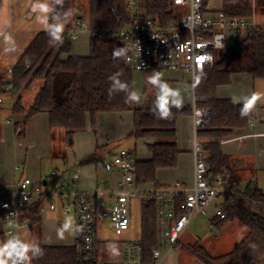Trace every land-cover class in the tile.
<instances>
[{"label":"trees","instance_id":"1","mask_svg":"<svg viewBox=\"0 0 264 264\" xmlns=\"http://www.w3.org/2000/svg\"><path fill=\"white\" fill-rule=\"evenodd\" d=\"M127 0H64L63 7L56 5L50 13L66 21L65 28L71 26L78 13L75 5H88L83 20L93 30H107L122 27L126 23ZM147 13L154 18L168 22L172 19L168 0H146ZM82 7L77 8L80 11ZM254 7L264 9V0H226L223 11L229 17L252 19ZM69 12V16H65ZM63 35V44L51 40L46 31L36 35L12 67L10 78L0 77V97L11 95L15 98L14 114H25V124L40 114L48 116L51 128L63 129L73 134L86 128L90 118L96 126L101 114L133 113L134 129L129 134L136 139L151 140L146 148L151 157L138 161L139 180L146 184L160 185V170L174 169L178 166L179 150L175 138L180 118L192 116V107L169 106L167 118L159 116L155 108L154 97L147 94L138 101L128 100L127 92H133V75L126 67L124 54L114 56V51L122 49L118 39L97 37L90 39L88 56L71 54L72 42L68 35ZM150 73H160L151 71ZM249 73L255 80H264V32L252 33L241 41L239 47L218 56L215 65L200 73L195 80V96L199 108L208 110L211 123L201 127L197 135L204 141L207 164L213 176H228L229 182H237L231 161L218 139L228 138L235 130L247 129L252 121L251 112L241 116V104L232 100L220 99L217 90L220 86L230 85L233 74ZM117 76L128 88L125 91L109 90L113 86L110 77ZM42 81L33 105L25 109L22 105L21 92L29 89L33 82ZM1 100V99H0ZM1 103V102H0ZM18 128V124H17ZM22 134V132L20 131ZM95 156L84 162L96 163ZM249 197L259 202L253 204L239 197L226 198L223 204L225 219L211 220L217 229L238 221L248 229V235L228 254L213 256L200 243L185 247L201 264H259L264 259V192L257 185L248 193ZM30 221L35 228L42 225V214L38 207L29 210ZM142 245L148 261H152V252L158 245L156 228V205L144 206L142 216ZM43 256L33 257V264H88L78 259L74 245H45ZM90 264V263H89Z\"/></svg>","mask_w":264,"mask_h":264},{"label":"built area","instance_id":"2","mask_svg":"<svg viewBox=\"0 0 264 264\" xmlns=\"http://www.w3.org/2000/svg\"><path fill=\"white\" fill-rule=\"evenodd\" d=\"M213 1L168 0L172 19L166 22L147 13L146 0H127L126 23L122 27L98 31L77 18L63 33L71 41L77 40L84 31L90 38L118 39L126 67L132 73L184 71L191 75L194 84L200 73L215 65L218 52L226 50V31L231 30L236 35L245 33L246 37L264 32V26L253 18L229 17L223 8L214 10ZM9 75L10 78L12 68ZM199 100L196 98L192 107L194 169L191 185L157 186L141 182L137 173L139 158L129 149L116 150L111 159L99 162L106 182L93 189L78 188L80 175L77 172L67 177L53 171L38 181L20 177L11 186L0 184V238L4 244L8 240L18 246L25 244L23 231L33 233V229H29L30 208L38 207L42 215L54 212L58 208L54 199L60 198L64 218L72 219V230L65 233L73 236L80 262L159 264L166 254L178 249L182 235L196 218L210 216V228L216 231L211 220L225 219L226 198L239 197L259 204L248 195L256 185L255 180L248 181L243 188L239 182H229L228 176L210 173L207 153L198 141L197 132L210 125L211 115L197 106ZM254 126L255 123H251V127ZM67 198L70 204H66ZM149 203L156 205L158 231V245L152 252L151 262L142 245V230L134 226L136 205L142 209ZM62 225L63 222L60 227ZM104 234L113 235L115 240L103 239ZM127 234L131 237L127 238ZM105 245H114L119 255H112L109 247L103 248ZM7 264H12V260ZM16 264H33V259L30 262L18 260Z\"/></svg>","mask_w":264,"mask_h":264},{"label":"crops","instance_id":"3","mask_svg":"<svg viewBox=\"0 0 264 264\" xmlns=\"http://www.w3.org/2000/svg\"><path fill=\"white\" fill-rule=\"evenodd\" d=\"M225 1L226 0H214L212 3V8L214 10L223 8ZM34 2L35 0H0V33H3L0 34V77H3L5 79L9 78V71L15 65L16 61L32 41V39L39 33L45 31L43 28L44 25L36 21L37 14L32 11V5ZM41 2H43V0H41ZM49 2L50 4H52L54 3V0H49ZM56 5L57 4H55L54 7ZM81 11H78L79 14L75 19L80 18L83 20V17L85 16V10L81 9ZM50 13L48 23H50ZM26 14L27 16H25ZM253 19L258 25L264 26V21H258V18L255 14L253 16ZM5 35L10 37L9 41H5ZM82 35H87V38H89V33L84 31L80 34L77 40L73 41L77 42V44L75 43L76 45H74V43L72 42L73 47L71 54L74 56H88L90 53L89 43V53L81 54L84 50V45L80 41ZM6 48L13 50L6 52ZM153 74L154 73L150 72L132 73L133 90L134 92H138V94L140 95L139 99H143L144 96L150 94L156 101L157 95L162 94L159 92L158 88L148 83V77L152 76ZM159 74L161 76V79L167 82L170 88L179 90L181 106L193 107L194 101L196 99L195 87L189 73L184 71H160ZM33 84L31 85V87L33 86ZM31 87L29 89L23 90L20 94L22 105L25 109H29L33 105L42 85L39 87L34 96H32V94L29 95ZM253 92L264 94V80H255L249 73H237L233 74L230 85L220 86L218 88L217 96L220 99H228L232 100L235 104L244 105L245 98L247 96H250ZM8 97H10L11 100L8 99ZM0 99V110H2L1 107L7 106V109L11 111L14 117L18 116L25 119V114L13 113L15 98H13L11 95H5L0 97ZM24 100L30 101L28 104L30 106L24 105ZM169 106L174 105L170 103ZM123 114L124 113L115 115ZM102 115L105 114L99 115L98 118H101ZM251 117V123H255L254 128L251 127L250 123V126L247 129L235 130L232 136L224 139H218L216 140V142H219L221 144L223 152L229 156L236 181L244 184L248 181L255 180L256 185L264 192V95H262L261 99L257 101L254 109L251 112ZM17 132V123L13 126L11 121L7 119L6 122L3 123V125L0 124L1 185L11 186L15 182V180L20 177L28 176V178L36 181L44 178L42 172H29L25 167H22L21 171L15 170L17 166L12 168L10 163L16 156L15 146L18 136ZM140 139H146L144 141L145 146L146 144L151 142V140L147 138ZM134 140L136 141L138 139L134 138ZM174 140L177 143L179 150L181 151V154L179 155L178 166L174 169L160 170L158 174L159 183L160 185H191L193 182L194 169V126L192 116L182 117L179 119L177 124V136ZM198 141L201 144L204 143V141L199 137ZM116 150H112L111 153H114ZM131 150L135 151L138 156V151L136 149ZM150 157L151 155L148 150L145 154L138 156L139 160L149 159ZM7 162H9V165L6 164ZM99 162L94 163V165H96L95 168L102 170L98 166ZM63 174L67 177H70L72 173L68 175L63 172ZM105 182L106 180L104 181V183ZM97 185V177L95 176V174L88 175L87 177H84V175L80 176V185L78 186L79 189H93ZM210 208L213 212V206H211ZM143 210L144 207L141 209L139 205H136L134 214V226L141 230ZM60 224L61 222H59V228ZM225 229H229L232 233V238L237 239L238 242H236L235 246L240 243L248 235L249 232L248 229L238 221L226 224L222 229L218 230L219 232H222ZM187 230L182 235V237L185 236ZM182 237L178 244V249L166 254L159 264H188L189 262L192 264H201L194 256H192L187 250H185V247L191 245L186 246L183 241L184 238L182 239ZM198 242L201 243L200 240L193 241L194 245ZM202 245L209 251V253L211 249H214V246L212 247L210 245L208 247L205 244Z\"/></svg>","mask_w":264,"mask_h":264},{"label":"rangeland","instance_id":"4","mask_svg":"<svg viewBox=\"0 0 264 264\" xmlns=\"http://www.w3.org/2000/svg\"><path fill=\"white\" fill-rule=\"evenodd\" d=\"M85 6L84 8L82 4L77 3L74 12L78 13L77 8L82 7L86 13V9L88 10L87 3H85ZM254 14L257 16L258 21H264V9L254 7ZM88 37L87 35H82L80 38L81 43L84 45V50L81 54L89 53L90 35ZM245 38V33L236 35L231 30L226 31V50L218 52V56L236 50ZM73 43L74 45L77 44V42ZM41 85L42 81H35L29 95L32 94L34 96ZM8 99L11 100L10 97ZM27 100L23 101L24 105L30 106L28 105L30 101ZM1 109L0 124L3 125L7 119L11 121L13 126L16 123L18 124V136L15 146L16 156L10 163L12 168L15 166L20 168L25 167L29 172H42L44 177L49 176L53 171H56L58 174L65 172L68 175L77 172L80 176L84 175V177L95 174L97 183L103 184L106 180L104 172L95 168L96 165L94 163L89 164L84 162L87 158L95 156L103 162L112 158L113 153L111 151L114 149H136L138 156L147 152L144 142L146 139L135 141L134 138L129 137L134 128L132 113L102 115L101 118H97L95 127L92 126L91 120L88 118L84 130L69 135L63 129L50 128L48 116L45 114H40L25 124V119L18 116L14 117L11 111L7 109V106L1 107ZM6 164L9 165V162ZM242 187L245 188L246 183L242 184ZM60 200V198L54 199L58 204L56 211H47L42 215L43 220L40 229L35 228L33 233L29 230L23 231L22 235L25 245H74V238L71 234L64 233L63 239L57 235L59 222L64 223L66 220L60 207ZM66 200V204H70L69 199L67 198ZM208 213L212 214L211 208ZM22 216L24 217L25 215L22 214ZM126 237L130 238L131 234H127ZM102 238L107 241L115 240V237L111 234L102 235ZM182 239L186 246L194 245L193 241L197 240H200L202 244L208 247L210 245L214 246V249L210 251L213 256L230 253L235 248L236 242H238L237 239L232 238V233L229 229H225L222 232H219L218 229L212 231L210 228V217L208 216L196 218L188 227L187 233ZM3 243V239L0 238V247H3ZM107 247L109 246L105 245L103 248L106 249ZM32 252L33 250L28 252L31 257ZM188 264L192 263L189 262ZM259 264H264V259Z\"/></svg>","mask_w":264,"mask_h":264},{"label":"clouds","instance_id":"5","mask_svg":"<svg viewBox=\"0 0 264 264\" xmlns=\"http://www.w3.org/2000/svg\"><path fill=\"white\" fill-rule=\"evenodd\" d=\"M179 2V0H178ZM58 4L61 7H63L64 0H54V3L50 4L49 0H35V2L32 5V11L35 12L36 15V21L40 24L44 25V30L47 32V34L50 36L51 40L59 41V44H63V32L65 28V21H60L58 16L51 17L52 23H48L49 20V13L53 10L54 5ZM65 16H69V12H65ZM3 34V33H0ZM5 41H9L10 37L7 35L4 36ZM13 49L6 48L5 51H11ZM123 52V49H119L114 51V56H120ZM208 59H211L210 57H206ZM202 59H205L202 57ZM119 74L116 76L110 77L111 80H113V86L109 90L110 95L113 91H125L127 92V84L122 83L118 78ZM148 83L155 86L159 89V92L162 94L157 95V99L155 101V108L158 109L159 116L161 118H167L170 115L169 110V104L176 107L181 106V99H180V92L178 89H172L169 87L168 83L163 81L161 79V76L159 73H154L152 76L148 77ZM262 95L261 93L253 92L250 96H247L245 98V103L240 111V115L247 116L249 113L254 109L256 103L258 100L261 99ZM171 98V100H170ZM128 100L131 101H138L139 100V94L136 92H127L126 96V102ZM72 219L66 218L63 225L57 229V235L59 238H64V233L66 231L72 230ZM33 250V257L40 258L43 256V249L39 247V245H25L20 244L18 246L17 243L12 242L11 240H8L3 247H0V264H7L8 260H12V264H16L18 260H24L28 259L29 262L33 257H28L27 253ZM109 252L112 255H119V252L117 248L114 245L109 246Z\"/></svg>","mask_w":264,"mask_h":264},{"label":"water","instance_id":"6","mask_svg":"<svg viewBox=\"0 0 264 264\" xmlns=\"http://www.w3.org/2000/svg\"><path fill=\"white\" fill-rule=\"evenodd\" d=\"M98 166L101 168V164H99ZM29 229L32 231V229H33L32 224L29 225Z\"/></svg>","mask_w":264,"mask_h":264}]
</instances>
